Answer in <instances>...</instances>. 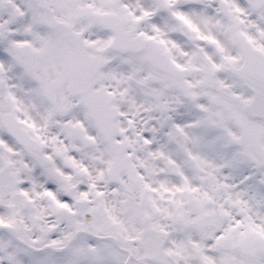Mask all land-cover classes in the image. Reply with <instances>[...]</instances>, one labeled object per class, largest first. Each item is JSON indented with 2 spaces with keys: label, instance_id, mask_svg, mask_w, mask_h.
I'll return each mask as SVG.
<instances>
[{
  "label": "snow or ice",
  "instance_id": "6c2138e0",
  "mask_svg": "<svg viewBox=\"0 0 264 264\" xmlns=\"http://www.w3.org/2000/svg\"><path fill=\"white\" fill-rule=\"evenodd\" d=\"M0 264H264V0H0Z\"/></svg>",
  "mask_w": 264,
  "mask_h": 264
}]
</instances>
